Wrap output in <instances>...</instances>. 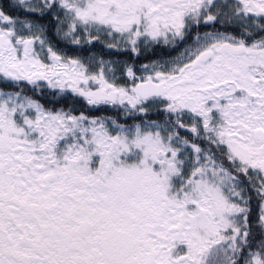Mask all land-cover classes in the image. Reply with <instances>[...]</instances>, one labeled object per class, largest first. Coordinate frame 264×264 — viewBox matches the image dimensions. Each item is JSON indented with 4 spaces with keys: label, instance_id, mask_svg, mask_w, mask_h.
Instances as JSON below:
<instances>
[{
    "label": "snow or ice",
    "instance_id": "snow-or-ice-1",
    "mask_svg": "<svg viewBox=\"0 0 264 264\" xmlns=\"http://www.w3.org/2000/svg\"><path fill=\"white\" fill-rule=\"evenodd\" d=\"M0 264H264V0H0Z\"/></svg>",
    "mask_w": 264,
    "mask_h": 264
}]
</instances>
